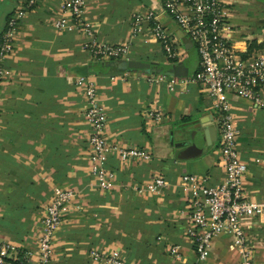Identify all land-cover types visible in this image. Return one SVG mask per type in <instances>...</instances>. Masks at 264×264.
Here are the masks:
<instances>
[{"label": "crops", "instance_id": "obj_1", "mask_svg": "<svg viewBox=\"0 0 264 264\" xmlns=\"http://www.w3.org/2000/svg\"><path fill=\"white\" fill-rule=\"evenodd\" d=\"M69 1L43 0L33 7L20 21L13 52L4 62L12 75L0 94V241L31 250L37 262L47 205L56 187H67L76 195L55 235L52 264H103L91 257L94 250L116 253L129 264H196L195 244L187 234L191 198L180 178L193 172L215 184L224 178L225 169L215 148L218 134L210 150L192 159L186 146L175 143L193 120L210 122L213 116L216 124L213 103L198 84L171 90L168 80L150 83L147 76L133 73L126 81H112L116 71L107 67L99 72L100 63L85 49V36L54 27V18L65 13ZM85 1L97 39L131 44L129 59L173 64L162 63L161 45L149 35L132 38L133 15L158 6L160 0ZM25 2L0 0V40L10 15ZM226 6L228 36L240 58L264 57V0H226ZM165 23L171 30L177 28L173 19L165 18ZM188 41L186 36L181 42ZM194 47L188 49L187 59ZM84 63L97 67L98 74L91 78L108 114V137L141 146L153 157L123 162L112 155L108 167L115 173L114 185L107 191L90 172L87 105L72 70ZM194 64L199 66V56ZM230 99L241 130L242 159L248 165L245 197L261 202L264 111L239 96L231 94ZM154 110L162 114L158 123L147 117ZM156 176H164L170 185L158 193L141 191ZM244 224L254 245V262L264 264V216ZM175 246L177 256L172 254ZM240 263L234 236L215 237L205 264Z\"/></svg>", "mask_w": 264, "mask_h": 264}, {"label": "built area", "instance_id": "obj_2", "mask_svg": "<svg viewBox=\"0 0 264 264\" xmlns=\"http://www.w3.org/2000/svg\"><path fill=\"white\" fill-rule=\"evenodd\" d=\"M41 1L26 0L7 22L0 40V94L3 82L12 75L11 69L4 62L13 52L20 21ZM159 3L158 6L153 5L133 15L132 38L149 35L161 45L167 62L184 61L188 57V49L165 23V18L173 19L196 47L199 70L188 78L145 76L150 83L168 80L171 90H176L181 84H202L212 100V106L217 110L215 125L225 169L224 178L215 184L210 177L193 172H186L180 178L181 186L189 191L191 198L186 213L190 221L187 234L195 244L198 258L196 264H205L214 238L223 233L234 236V246L241 254L240 264H255L254 245L244 222L264 216V200L253 202L245 197L248 165L242 159L239 144L241 130L230 95L246 99L264 111V57L249 60L240 58L228 36L226 0H160ZM64 11L54 18V27L59 31L82 33L85 36V49L93 60L106 62L129 59L131 44L117 45L97 39L94 25L87 19L85 0H70L64 6ZM132 74L117 72L110 78L112 81H126ZM76 85L82 87L87 105L85 118L90 126V172L97 178L101 189L111 190L115 173L108 167V162L112 155H117L123 162L149 161L153 157L141 146L126 145L108 137V114L99 100L98 85L93 78L78 77ZM147 117L158 123L162 114L156 110L148 111ZM169 185V180L164 176H156L141 191L158 193ZM75 195L76 192L71 188L54 189L42 221L37 262L32 261L34 253L31 250H18L13 244L0 241V264H52L55 235ZM172 254L179 255V248L173 247ZM91 257L103 264H129L116 253L105 254L94 250Z\"/></svg>", "mask_w": 264, "mask_h": 264}, {"label": "water", "instance_id": "obj_3", "mask_svg": "<svg viewBox=\"0 0 264 264\" xmlns=\"http://www.w3.org/2000/svg\"><path fill=\"white\" fill-rule=\"evenodd\" d=\"M172 31L177 35L180 41L187 36L186 32L179 28L178 24L175 31L173 29ZM184 45L187 49L194 46L191 40ZM104 64L106 67L116 72L141 73L145 75L164 76L167 78H188L192 75L185 61L173 63L169 67L162 66L158 62H146L140 59L126 58L108 60L104 62ZM72 70L78 77H93L98 74L97 67L92 63L76 64ZM213 120V116H211L210 122L197 119L183 127L182 139L175 144L178 147H187L191 152L188 158L192 159L200 156L204 151L210 150L212 145L217 141V129ZM187 126H193L194 128H187Z\"/></svg>", "mask_w": 264, "mask_h": 264}, {"label": "rangeland", "instance_id": "obj_4", "mask_svg": "<svg viewBox=\"0 0 264 264\" xmlns=\"http://www.w3.org/2000/svg\"><path fill=\"white\" fill-rule=\"evenodd\" d=\"M140 1V0H139ZM159 56L161 57V61H162V63L164 64V61L166 60L165 59V56L164 55H161V54H159ZM162 56H163V58L164 59H162ZM190 57L187 59H185L184 61L186 62V64L190 67V69H191V71H193L194 70V68H195V64H194V61H195V59L198 57V52H197V49L194 47V48H192L191 50H190V55H189ZM99 63V62H98ZM165 65V64H164ZM163 65V66H164ZM166 66H167V64H166ZM139 75H145V74H141V73H138ZM198 86L199 87H201V88H203L204 86L202 85V84H198ZM204 89V88H203ZM206 98V100L208 101L209 99H210V97L208 96V94H207V96L205 97ZM211 100V99H210ZM212 101V100H211ZM210 108L212 109V112H214L215 114H217V110L212 106V104H211V106H210ZM216 144V146H215V148H219V140L215 143Z\"/></svg>", "mask_w": 264, "mask_h": 264}, {"label": "trees", "instance_id": "obj_5", "mask_svg": "<svg viewBox=\"0 0 264 264\" xmlns=\"http://www.w3.org/2000/svg\"><path fill=\"white\" fill-rule=\"evenodd\" d=\"M11 16H13V13L10 15V17L9 18H11ZM196 48V47H195ZM199 56V55H198ZM100 63V68H99V72H104V71H108L109 69L105 66V64H104V62H99ZM198 70H199V66H197L196 64H195V68H194V70H193V72H192V75L193 74H196L197 72H198Z\"/></svg>", "mask_w": 264, "mask_h": 264}]
</instances>
